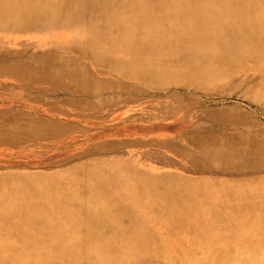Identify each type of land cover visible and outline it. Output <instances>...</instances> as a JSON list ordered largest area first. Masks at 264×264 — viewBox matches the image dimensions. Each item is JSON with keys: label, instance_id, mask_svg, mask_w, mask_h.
<instances>
[{"label": "rangeland", "instance_id": "374dc122", "mask_svg": "<svg viewBox=\"0 0 264 264\" xmlns=\"http://www.w3.org/2000/svg\"><path fill=\"white\" fill-rule=\"evenodd\" d=\"M9 34L0 35V191L30 201L29 213L3 206L23 233L13 243H37L50 220L39 202L46 183L94 186L146 241L133 264H264V53L257 64L234 49L214 60L205 41L171 46L160 55L169 70L154 74L148 59L130 66L135 76L48 49L55 35ZM75 200L93 222L94 204ZM25 218L36 225L22 229Z\"/></svg>", "mask_w": 264, "mask_h": 264}, {"label": "bare ground", "instance_id": "6f19581e", "mask_svg": "<svg viewBox=\"0 0 264 264\" xmlns=\"http://www.w3.org/2000/svg\"><path fill=\"white\" fill-rule=\"evenodd\" d=\"M224 21L230 27H223ZM20 32L55 35L56 39L45 43L48 49L80 55L82 60L88 57L89 62H109L112 68L123 69V74L135 76L136 69L130 66L145 65L152 59L153 73L158 74L169 70L161 64L167 59L160 55L171 46L182 50L189 46L186 44L202 41L214 60L217 52L234 49L259 64L264 53V0H219L214 5L211 0H0V35ZM44 186L47 191L41 187L39 202L42 214L50 220L40 225L37 243L30 245L12 242L22 240L23 233L17 232V237L3 216L4 207L28 210L30 201L27 197L14 200L0 191V264H19V259L24 264H133L142 258L146 241L134 231L118 201L103 199L94 186L76 193L48 183ZM80 194L94 204L93 222H86L76 210L75 199ZM157 199L163 201L164 197L160 193ZM138 208H143L142 202ZM34 225L25 218L22 229ZM42 256L46 258L40 260ZM229 262L235 263H202Z\"/></svg>", "mask_w": 264, "mask_h": 264}]
</instances>
